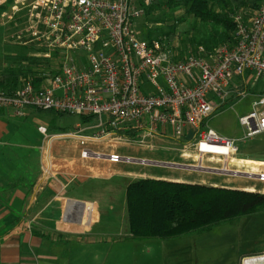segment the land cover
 Wrapping results in <instances>:
<instances>
[{
  "label": "built area",
  "instance_id": "2783aa9c",
  "mask_svg": "<svg viewBox=\"0 0 264 264\" xmlns=\"http://www.w3.org/2000/svg\"><path fill=\"white\" fill-rule=\"evenodd\" d=\"M141 2L12 0L2 9L7 0H0V28L9 34L8 45L36 48L34 57L57 63L39 86L23 78L11 92L0 90V110L12 118L23 117L26 109L92 116L100 130L91 140L119 130H137L143 138L165 132L176 140L196 138L192 145L200 162L216 159L222 163L217 171L241 174L228 170L238 151L234 141L204 127L225 101L243 97L245 87L264 79V0L250 15L233 16L230 41L211 50L199 46L180 60L163 40L148 43L140 37L135 22L152 0ZM238 121L243 140L264 133V96ZM40 131L48 137L46 127ZM76 137L82 158L105 156L111 164L131 159L92 151L85 147L88 137ZM248 175L264 183V172Z\"/></svg>",
  "mask_w": 264,
  "mask_h": 264
},
{
  "label": "rangeland",
  "instance_id": "374dc122",
  "mask_svg": "<svg viewBox=\"0 0 264 264\" xmlns=\"http://www.w3.org/2000/svg\"><path fill=\"white\" fill-rule=\"evenodd\" d=\"M138 1L141 4V0ZM241 13L247 16L252 12L243 11ZM135 27L140 33H145L147 29H150L154 37L162 38L167 48L179 60L194 53L198 47L195 45V37L201 31L198 21L183 10L171 11L166 7L151 10L149 13L145 12L137 19ZM171 30L172 37L169 39V35L165 34ZM3 33L4 28H0V38ZM7 36H9L8 33L4 34L0 40V71L8 65L5 59L7 55L34 57L33 52L37 51L36 48L23 51L20 48L6 47L10 44ZM242 89L239 88V91ZM243 93V97L227 102L219 108L206 120L204 127L205 131L211 130L234 141L237 145L238 151L228 160V170L242 172L237 176L217 171L222 168V163L216 159L200 162V157L192 145L196 138L176 140L170 136L169 132L145 138L141 136V133L127 137L111 132L110 134L114 136L109 135L101 140L96 145L99 149L96 148L95 152L115 153L131 159L126 163L110 166L113 170L123 174L122 177L118 179L114 177L109 181L103 178L92 181L95 184L93 186H96V192L94 191L96 197L101 202L103 221L99 228L122 232L120 226L119 229H116L115 225L107 226L106 220L109 216L117 217L119 225L125 227L127 215L124 188L127 184L139 179L182 177L184 180H194L197 183L213 182L235 189L252 186L255 187L254 191L264 194V183L258 182L255 176H249L247 173L252 171V168L241 162L238 163L239 159L264 163V133L250 140H243L244 132L238 121L240 116L252 111L253 102H257L264 96V79L251 82L244 88ZM18 120L21 122V127L18 129L14 127L13 131L16 141L34 148L46 142L47 137L41 133V126L46 127L48 137L57 131L73 133L77 130V124L90 128L85 131L86 135L98 136L97 132L100 130L97 120H91L85 124L80 117L59 116L46 111H35L24 120L23 118H18ZM75 143L76 141L68 137L56 138L51 143V151L61 150L62 153H70L69 149H74ZM31 150V157H34L37 150ZM94 158L93 162L99 164L102 170L110 168L111 163L106 160L105 156ZM261 167L264 169V164ZM108 173H103V175ZM87 186L88 189L92 184ZM88 195L91 198L95 197L92 192ZM110 203H112V208H108ZM93 213L96 215L94 211ZM119 250L114 259L105 264H241L243 258L251 257L248 256L250 254H264V214L241 216L209 231L194 232L172 240L144 239L130 242Z\"/></svg>",
  "mask_w": 264,
  "mask_h": 264
},
{
  "label": "crops",
  "instance_id": "0c3cea01",
  "mask_svg": "<svg viewBox=\"0 0 264 264\" xmlns=\"http://www.w3.org/2000/svg\"><path fill=\"white\" fill-rule=\"evenodd\" d=\"M35 111L26 109L21 118L24 120ZM14 127H21L18 118L0 110V264H105L114 259L119 249L139 241L130 238L127 218L124 228L117 217L109 216L106 220L107 226L115 225L116 229L120 226L122 232L99 228L103 221L101 202L92 181L118 179L123 174L113 170L112 164L103 171L93 162L94 157H81L80 140L76 136L88 137L86 146L90 150L99 149L96 145L101 138L91 140L95 136L85 134L89 127L77 124V130L68 133L75 136L53 134L50 136H63L47 137L45 144L36 148L16 141ZM65 137L76 141L74 149H69L70 153L52 152V141ZM31 149L38 152L34 157ZM258 171L264 172V169L261 167ZM153 178L197 183L182 177ZM197 184L235 189L213 182ZM252 188L255 187L239 189ZM87 192L95 197H88ZM108 208H112V203Z\"/></svg>",
  "mask_w": 264,
  "mask_h": 264
},
{
  "label": "trees",
  "instance_id": "16d2710c",
  "mask_svg": "<svg viewBox=\"0 0 264 264\" xmlns=\"http://www.w3.org/2000/svg\"><path fill=\"white\" fill-rule=\"evenodd\" d=\"M261 1L153 0L150 7H144V11L149 13L160 7H166L171 11L183 10L197 20L201 26V31L195 37V45L211 50L231 40L235 14L257 10ZM10 3L12 0H7L6 6L2 9L8 8ZM140 5L143 6L142 2ZM165 35H169V39H171L172 30ZM140 37L148 43L157 39L162 40V38L154 37L150 29H147L145 33H140ZM6 47L20 48L23 51L32 49L17 45H7ZM52 58L56 59V55L54 54ZM5 59L8 61V65L0 71V90L7 93L17 88L23 78H31L33 83L39 86L42 76L51 74L52 67L57 66L55 61L25 55H7ZM239 98L240 96L233 95L219 108L227 102ZM56 114L66 116L65 114ZM80 119L87 124L91 120H95V117L81 116ZM62 133L64 132L57 131L55 134ZM115 133L120 136L132 137L138 131L119 130ZM125 209L131 239L172 240L194 232L209 231L241 216L264 214V194L258 191L144 178L133 181L125 187ZM258 255L260 253L248 256Z\"/></svg>",
  "mask_w": 264,
  "mask_h": 264
},
{
  "label": "bare ground",
  "instance_id": "6f19581e",
  "mask_svg": "<svg viewBox=\"0 0 264 264\" xmlns=\"http://www.w3.org/2000/svg\"><path fill=\"white\" fill-rule=\"evenodd\" d=\"M240 162L243 163V164H245V165L250 166L253 169V171H258L260 169V167L264 164L262 162H255V161H252V160H240L239 159L238 160V163H240ZM198 171H200V170H198ZM249 173L250 174H254V173H251V172H249ZM247 185H249V184H247ZM252 189H250L249 191H253ZM261 262H264V254H261V255H258V256H252V257H245V258H243L241 260V264H259Z\"/></svg>",
  "mask_w": 264,
  "mask_h": 264
},
{
  "label": "water",
  "instance_id": "95a60500",
  "mask_svg": "<svg viewBox=\"0 0 264 264\" xmlns=\"http://www.w3.org/2000/svg\"><path fill=\"white\" fill-rule=\"evenodd\" d=\"M259 264H264V262H261V263H259Z\"/></svg>",
  "mask_w": 264,
  "mask_h": 264
}]
</instances>
